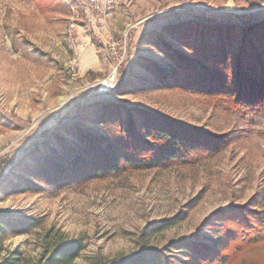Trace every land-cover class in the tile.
Returning <instances> with one entry per match:
<instances>
[{
	"label": "rangeland",
	"instance_id": "374dc122",
	"mask_svg": "<svg viewBox=\"0 0 264 264\" xmlns=\"http://www.w3.org/2000/svg\"><path fill=\"white\" fill-rule=\"evenodd\" d=\"M261 23L264 0H0V212L36 225L8 235L3 249L35 256L51 229L85 244L72 264H105L193 235L213 243L208 225L236 207L264 225V111L224 110L215 87L193 84L206 72L184 84L170 58L194 59L195 39L225 43L240 37L231 28ZM101 115L125 125L130 116L137 128L159 118L229 142L205 154V140L163 169L56 178L53 164L65 167L81 136L103 134ZM233 264H264V244Z\"/></svg>",
	"mask_w": 264,
	"mask_h": 264
},
{
	"label": "trees",
	"instance_id": "16d2710c",
	"mask_svg": "<svg viewBox=\"0 0 264 264\" xmlns=\"http://www.w3.org/2000/svg\"><path fill=\"white\" fill-rule=\"evenodd\" d=\"M231 30H238L240 37H229L220 44L217 43L219 41L211 43L204 38L195 39L200 56L193 59L173 53L170 58L177 63V70L180 68L178 75L181 77L182 72L188 78L184 84L189 82L196 69L206 72L200 83L193 84L203 91L215 87V91L224 97L220 100L224 110L261 113L264 111V23L245 29L233 27ZM189 42V39L181 41L184 45ZM201 61L213 63L215 67L206 66ZM180 82L179 79V84H182ZM99 120L103 134L81 136L80 145L69 151L68 156L72 158L64 163L65 167L62 163L53 164L56 178L75 180L78 176L90 179L128 170L163 169L187 156L192 157L193 150L202 147L205 140L211 148H203L205 154L223 151L229 142L228 137L193 132L159 118L139 128L130 116L127 125L121 117L101 115ZM257 216L248 207H236L225 217H215L208 225L217 234L213 243L206 237L193 235L172 241L161 249L147 248L134 255H119L105 264H233L249 247L264 244V225L258 224ZM169 224L170 221L146 226L142 238ZM35 226L32 219L15 218L0 212V264H72L85 249L81 240H70L51 229L40 235L35 256L19 249H3L8 235L28 233Z\"/></svg>",
	"mask_w": 264,
	"mask_h": 264
},
{
	"label": "bare ground",
	"instance_id": "6f19581e",
	"mask_svg": "<svg viewBox=\"0 0 264 264\" xmlns=\"http://www.w3.org/2000/svg\"><path fill=\"white\" fill-rule=\"evenodd\" d=\"M106 81H108V82L104 83ZM104 82H103L104 83V88H106L107 90L110 89L112 87L113 83H114L112 77L107 79V80H105Z\"/></svg>",
	"mask_w": 264,
	"mask_h": 264
}]
</instances>
